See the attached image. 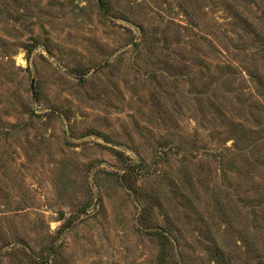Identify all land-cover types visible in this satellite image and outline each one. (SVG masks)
Returning a JSON list of instances; mask_svg holds the SVG:
<instances>
[{"label": "rangeland", "instance_id": "obj_1", "mask_svg": "<svg viewBox=\"0 0 264 264\" xmlns=\"http://www.w3.org/2000/svg\"><path fill=\"white\" fill-rule=\"evenodd\" d=\"M0 264H264V0H0Z\"/></svg>", "mask_w": 264, "mask_h": 264}, {"label": "trees", "instance_id": "obj_2", "mask_svg": "<svg viewBox=\"0 0 264 264\" xmlns=\"http://www.w3.org/2000/svg\"><path fill=\"white\" fill-rule=\"evenodd\" d=\"M238 28V27H237Z\"/></svg>", "mask_w": 264, "mask_h": 264}]
</instances>
